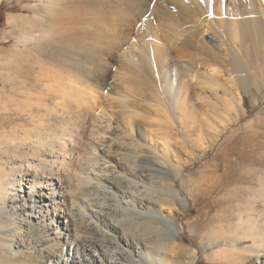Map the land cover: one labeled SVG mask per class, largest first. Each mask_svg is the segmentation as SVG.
I'll return each instance as SVG.
<instances>
[{"label":"rangeland","instance_id":"1","mask_svg":"<svg viewBox=\"0 0 264 264\" xmlns=\"http://www.w3.org/2000/svg\"><path fill=\"white\" fill-rule=\"evenodd\" d=\"M257 1L258 10L264 8ZM43 5L47 2L0 4V165L13 183L8 186L9 197L0 199V225L11 231L0 236V264L21 259L29 250L41 252L37 238L54 237L41 215L32 213L44 204L38 193L30 200L31 183L26 181L47 175L42 167L38 172L26 167L20 158L37 149L46 157L36 164L46 158L54 168L65 163L66 170L78 159L98 157L96 168L90 169L86 197L77 193L75 210L82 235L93 244L88 243L89 251L73 249L66 257L59 252L58 264H165L177 258L185 262L194 258L193 264H261L264 255L258 253L254 238L260 242L264 236V52L259 60L252 54L253 81H246L245 75L238 81L223 62L228 61L226 52L215 49L216 57L200 63L194 79L186 78L187 112H176L172 119L165 108L163 83L148 64L141 60L133 72L124 65L123 49L139 40L137 30L122 34L103 2L92 9L79 8V0H62L61 7L48 14ZM34 6L45 15L49 26L45 31L29 29L35 26L30 20ZM13 14L26 20L17 30L7 24ZM205 30L199 39L208 43ZM97 62L108 75L106 81L99 75L103 87H94L96 100L86 103L71 89L76 84L88 86L75 73L94 71ZM117 71L129 82H118ZM62 138L68 152L65 162ZM173 158L181 163L179 175L169 164ZM119 162L125 169L118 168ZM112 171L122 176L119 190L106 181ZM168 183H174L176 194L166 187ZM42 191L48 197L46 189ZM166 197L175 205L162 211ZM20 228L30 249L15 236ZM175 243L186 247L187 255L171 251Z\"/></svg>","mask_w":264,"mask_h":264},{"label":"bare ground","instance_id":"2","mask_svg":"<svg viewBox=\"0 0 264 264\" xmlns=\"http://www.w3.org/2000/svg\"><path fill=\"white\" fill-rule=\"evenodd\" d=\"M2 1L4 0H0V4ZM39 1L47 2V5H43V9L44 13L46 12L48 14L49 12L53 13L58 10L61 7L60 5L62 0ZM258 1L259 3L262 2L264 4V0ZM79 2V8H84L88 5L91 6L92 9H94L93 6H98L103 2L105 10L115 16L116 23L123 30L122 34L125 31L134 32L137 30L139 40L136 44L133 43L130 47L123 49V58H121L124 59V65H127L126 68H129L132 72L134 71V66L139 64L140 67V63L143 62L144 64H148V67L163 83L162 88L164 90L165 100L167 99V105L165 108L170 111L169 113L172 116V119L175 118L174 115L176 112L182 113V115L183 112H187L186 78L190 80L194 79V70L196 68L198 69V65L203 61L205 63L206 61L208 62L209 58L207 59V57H216L214 55L215 49L216 51H221V53L222 51L226 52L224 55H227L228 61H226V59H220L231 66L232 71L235 74L234 77L238 81L241 80V76L243 77L244 75L246 81L250 79L252 68L251 58L257 57L259 60L260 52H264V15L261 14L262 12L264 13V8L261 7L263 10L260 8L262 12H259L261 11L260 9L258 10L260 5L258 7L256 6V0H79ZM106 3L108 4V9ZM37 6H34V8L31 7L33 10L35 9V15L30 20H33L35 26H30L31 28L29 27V29L34 27L32 29H35L34 33L37 31H45L49 27H46L45 15L43 13L41 14L39 10H37L39 9ZM175 9L177 10L176 12ZM107 11L105 13H101L102 18L106 17ZM17 15L18 14H13L7 19V24L13 30H17L22 22L26 21ZM23 16L25 15L23 14ZM204 28H206L205 32H208L209 34L208 43H205V41L202 42V40L199 39L201 31ZM164 29L167 31L165 30L166 32H163L162 30ZM112 48L115 49V47ZM189 50H191L190 53ZM186 51L187 55L185 56L183 54ZM252 54L255 55V57ZM257 59L254 60L257 62ZM87 60L90 64L93 63L90 56H87ZM94 66V71L85 69L76 70V78L81 81L84 80L82 83L88 85L86 89L81 88L76 83L75 87L71 88L77 94L76 97H81L79 99L83 102L85 101L86 103L90 100V102H92L93 99L96 100V96L94 98V95L96 94L93 88H102L103 84L101 83V79L106 81L105 79L108 75V70L104 68V66H98V62L95 63ZM149 68H145V70L147 71ZM135 71L137 72L138 69ZM117 73L119 74L118 77L120 76L117 80L118 82H129L124 73L121 71H117ZM99 75H103V78L100 79ZM250 80H252V78ZM240 82L242 83V81ZM241 85L243 86L244 82ZM105 86H107L106 83ZM124 97L128 96L125 95ZM71 134L72 133H70V135ZM60 141V153H64V159L62 162H65L68 152H65L66 150L64 149H66L67 145L63 138ZM41 147L43 148L44 145H41ZM119 147L120 146H118V148ZM105 149L106 148L102 150L105 151ZM55 150V147L52 148V153ZM43 157H46V154H44L41 149H37L33 154L22 153L20 158L25 160L24 165L27 164V166L25 165L26 167L34 168L37 172L39 171L38 167H42L41 172L43 175H47V177L41 176L38 179L34 178L26 181L27 183L29 181V184L31 183L30 200L32 198V194L38 193L39 202L44 204L43 206L46 207L44 212H42V206L34 212L32 211V213L38 212L41 215L40 217L42 218L41 222L43 226H46L48 230H52L54 237L50 238V236L46 234L41 235L37 238V240L41 243V252H33L29 250L25 253L23 252V254L20 253L22 254L21 259L19 258L20 260L18 259L14 261L10 260V264H58L59 252H61V256L66 257V253L73 249H77V251L82 252L89 251L90 246L88 243H90V245L93 244L92 241L87 239L84 234L82 235L83 225L79 220L80 217H78V214L75 213V210H77L80 200L77 193L78 191L82 192L84 197H86L84 191L86 190V186L92 180L90 169L95 167L94 162L98 161V157H95V159H78L77 165L73 164L71 167H68L67 170L65 169V163L61 164L60 169L54 168L55 163H48L47 161H44L46 158H44V160L41 159V165L36 164L37 159ZM29 158H31L32 161ZM56 159L60 160L59 158ZM175 161L176 159L173 158L169 164L172 166L176 175H179L181 173L182 166L181 163ZM119 167L125 169L123 162L118 163V168ZM110 173L111 174L107 175L106 181L117 187L119 190V184H121V181L123 180L121 174L116 175L115 171ZM24 177L26 176L24 175ZM12 184V182L6 179L0 165V199L1 197H9L8 186H11ZM173 185L174 183L166 184V187L171 191L172 195H174V193L176 194ZM42 188L46 189L48 197L42 194ZM261 193L264 197V190L261 191ZM166 198L163 199L161 203L162 211L167 207V205L171 207L175 205L173 200H168V197ZM47 202L49 203L48 206ZM176 205L177 207L180 206V209H185L181 203H176ZM0 207H2L1 200ZM47 219L50 220V225L46 224ZM2 222L3 220L0 218V224H2ZM107 225L112 229V231L116 230L115 225L111 223H108ZM51 226L54 230L51 229ZM251 226L254 227L255 224L251 223ZM21 229L22 228L19 229V232H17L15 236L18 237L19 244L22 247L30 249L28 247V241L25 240V236H23ZM9 232L11 231L6 230L0 225V236L4 237V235ZM225 237L226 236H222V239L226 240L227 238ZM122 240L126 241L123 237ZM254 242L258 245V253H262V255H264V236L260 242H258L257 238H254ZM171 251L177 254L181 253L187 255L188 249L175 243L172 245ZM75 257L76 259H81V256L78 254H76ZM193 259L185 262L177 258L166 261L165 264H193L195 262V259ZM0 260L3 261V259ZM55 261H57V263ZM261 264H264V261H262Z\"/></svg>","mask_w":264,"mask_h":264}]
</instances>
